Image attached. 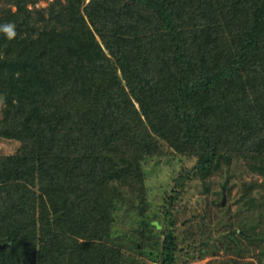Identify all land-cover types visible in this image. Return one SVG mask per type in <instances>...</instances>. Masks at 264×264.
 <instances>
[{
    "label": "trees",
    "instance_id": "16d2710c",
    "mask_svg": "<svg viewBox=\"0 0 264 264\" xmlns=\"http://www.w3.org/2000/svg\"><path fill=\"white\" fill-rule=\"evenodd\" d=\"M6 23L0 264H122L114 213L143 201L165 146L196 157L178 188L235 156L262 165L264 0H0Z\"/></svg>",
    "mask_w": 264,
    "mask_h": 264
},
{
    "label": "rangeland",
    "instance_id": "374dc122",
    "mask_svg": "<svg viewBox=\"0 0 264 264\" xmlns=\"http://www.w3.org/2000/svg\"><path fill=\"white\" fill-rule=\"evenodd\" d=\"M4 111L0 97V125ZM17 145L0 137V153ZM260 160L262 165L255 167L248 165L250 159L235 156L204 179H187L178 188L175 177L196 157L165 146L162 153L145 158L143 201L134 197L129 203L127 193L126 204L112 221L122 264H158L161 246L156 241L162 242L167 228L173 229L177 242L172 264H264V156L257 164ZM146 221L149 226L144 227Z\"/></svg>",
    "mask_w": 264,
    "mask_h": 264
},
{
    "label": "clouds",
    "instance_id": "9594fccd",
    "mask_svg": "<svg viewBox=\"0 0 264 264\" xmlns=\"http://www.w3.org/2000/svg\"><path fill=\"white\" fill-rule=\"evenodd\" d=\"M0 32H3L9 39H12L16 36L15 25L12 23L0 25Z\"/></svg>",
    "mask_w": 264,
    "mask_h": 264
},
{
    "label": "flooded vegetation",
    "instance_id": "af4514ba",
    "mask_svg": "<svg viewBox=\"0 0 264 264\" xmlns=\"http://www.w3.org/2000/svg\"><path fill=\"white\" fill-rule=\"evenodd\" d=\"M237 231H238L239 233L243 234V235H246V232H244V230H243V233L240 231V229H237Z\"/></svg>",
    "mask_w": 264,
    "mask_h": 264
},
{
    "label": "water",
    "instance_id": "95a60500",
    "mask_svg": "<svg viewBox=\"0 0 264 264\" xmlns=\"http://www.w3.org/2000/svg\"><path fill=\"white\" fill-rule=\"evenodd\" d=\"M57 215L59 214H56L55 217H57ZM242 233H243V230H240ZM4 244H1L0 246L3 247Z\"/></svg>",
    "mask_w": 264,
    "mask_h": 264
}]
</instances>
